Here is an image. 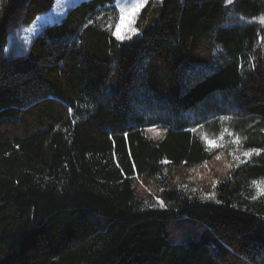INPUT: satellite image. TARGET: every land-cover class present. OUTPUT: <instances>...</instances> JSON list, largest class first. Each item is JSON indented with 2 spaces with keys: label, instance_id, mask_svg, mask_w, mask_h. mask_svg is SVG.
<instances>
[{
  "label": "trees",
  "instance_id": "obj_1",
  "mask_svg": "<svg viewBox=\"0 0 264 264\" xmlns=\"http://www.w3.org/2000/svg\"><path fill=\"white\" fill-rule=\"evenodd\" d=\"M53 6L0 0V264H264V33L233 21L264 0H148L128 40L82 0L11 52Z\"/></svg>",
  "mask_w": 264,
  "mask_h": 264
},
{
  "label": "rangeland",
  "instance_id": "obj_2",
  "mask_svg": "<svg viewBox=\"0 0 264 264\" xmlns=\"http://www.w3.org/2000/svg\"><path fill=\"white\" fill-rule=\"evenodd\" d=\"M80 1L82 0H54V6L49 13L37 17V19H35V21L28 26L12 28L8 40L9 50L13 53L25 50L31 39L44 26L60 20L70 6ZM147 1L148 0H113L114 5L119 13L118 21L112 29L114 37L119 40H128L137 34L135 20L140 9ZM233 21L241 24L247 22L255 23L262 29L264 33V15H261L257 18H252L250 20L240 17ZM202 137L208 146H217V140H212L211 138L207 137L206 134H203ZM242 155L247 156L248 154ZM255 187L257 189V195L264 194V181L257 182Z\"/></svg>",
  "mask_w": 264,
  "mask_h": 264
}]
</instances>
